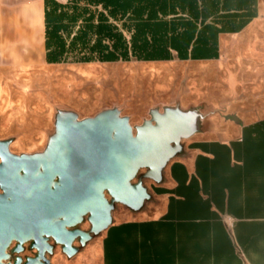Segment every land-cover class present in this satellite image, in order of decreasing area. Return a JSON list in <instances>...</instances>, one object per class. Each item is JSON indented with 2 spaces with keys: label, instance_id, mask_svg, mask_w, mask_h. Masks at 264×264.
I'll use <instances>...</instances> for the list:
<instances>
[{
  "label": "crops",
  "instance_id": "0c3cea01",
  "mask_svg": "<svg viewBox=\"0 0 264 264\" xmlns=\"http://www.w3.org/2000/svg\"><path fill=\"white\" fill-rule=\"evenodd\" d=\"M49 1L0 0V52H47ZM155 1V19L110 21L128 40L155 24L166 52H177L173 42L196 25L204 43L194 52H224L234 41L235 52L252 53L250 71L264 74V0ZM256 99L251 109L228 102L225 118H209L218 134L205 120L182 141L161 182L144 180L151 198L143 207L113 212L99 247L80 254L100 264H264V105Z\"/></svg>",
  "mask_w": 264,
  "mask_h": 264
},
{
  "label": "water",
  "instance_id": "95a60500",
  "mask_svg": "<svg viewBox=\"0 0 264 264\" xmlns=\"http://www.w3.org/2000/svg\"><path fill=\"white\" fill-rule=\"evenodd\" d=\"M202 119L179 105L152 109L136 126L117 107L83 119L58 110L43 151L15 154L12 139H0V264H52L46 254L57 246L71 258L110 227L117 204L140 210L151 198L144 180L161 182ZM13 239L12 252L32 241L35 256L9 262Z\"/></svg>",
  "mask_w": 264,
  "mask_h": 264
},
{
  "label": "rangeland",
  "instance_id": "374dc122",
  "mask_svg": "<svg viewBox=\"0 0 264 264\" xmlns=\"http://www.w3.org/2000/svg\"><path fill=\"white\" fill-rule=\"evenodd\" d=\"M55 1L70 7L76 3L94 15L107 13L91 0ZM184 28L187 32L173 42L177 52H169L165 59L75 62L73 52L67 62L50 63L47 52L38 58L21 51L0 52V139H12L11 151L17 154L41 152L54 133L58 110L74 111L83 119L117 107L136 126L150 118V110L177 105L198 109L204 115L200 128L206 120L208 129L218 134V126L216 131L209 118H225L228 102L245 101L251 109L253 98L259 97L264 105V74L250 71L251 52H235L234 41L227 43L224 52H194L197 44L204 43L196 35L198 26ZM145 183L153 184L148 179ZM121 210L127 207L117 204L113 212ZM80 228L88 230L90 225L85 221ZM101 234L86 246L98 248ZM80 251L68 258L57 246L50 260L52 264H100L98 257L89 259ZM238 252L246 260L244 250Z\"/></svg>",
  "mask_w": 264,
  "mask_h": 264
},
{
  "label": "trees",
  "instance_id": "16d2710c",
  "mask_svg": "<svg viewBox=\"0 0 264 264\" xmlns=\"http://www.w3.org/2000/svg\"><path fill=\"white\" fill-rule=\"evenodd\" d=\"M142 2L91 0L93 5L100 4L107 10V13L98 15L76 3L70 7L55 0L47 2V61L67 62L73 52L76 53L75 62H116L127 61L132 57L139 60L167 58V42L156 39L158 28L155 24H145L135 38L128 40L123 29L110 21L124 17L137 21L145 15L148 19H155L154 5H143ZM148 32L152 34L150 38Z\"/></svg>",
  "mask_w": 264,
  "mask_h": 264
},
{
  "label": "flooded vegetation",
  "instance_id": "af4514ba",
  "mask_svg": "<svg viewBox=\"0 0 264 264\" xmlns=\"http://www.w3.org/2000/svg\"><path fill=\"white\" fill-rule=\"evenodd\" d=\"M11 144H12V142H11ZM11 144H10V151H11ZM12 153H14V152H12ZM15 154H17V153H15ZM0 162H1V159H0ZM3 192L4 191L0 188V195L3 194ZM17 244H18L17 241L13 239L6 249V253L10 254L9 262L13 263L17 257H21L23 259V261H25L28 257L35 256L36 251L31 248L32 241H27V242L23 243V245H22L23 250L20 253H17L16 251L12 252V250L17 247ZM55 248H54V250H55ZM46 256H47V258L50 259V257L53 256V254L47 253Z\"/></svg>",
  "mask_w": 264,
  "mask_h": 264
},
{
  "label": "built area",
  "instance_id": "2783aa9c",
  "mask_svg": "<svg viewBox=\"0 0 264 264\" xmlns=\"http://www.w3.org/2000/svg\"><path fill=\"white\" fill-rule=\"evenodd\" d=\"M63 3H69L70 0H61Z\"/></svg>",
  "mask_w": 264,
  "mask_h": 264
}]
</instances>
